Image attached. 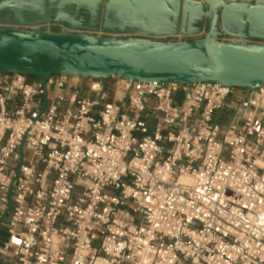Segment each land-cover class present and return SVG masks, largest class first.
<instances>
[{
	"label": "built area",
	"instance_id": "1",
	"mask_svg": "<svg viewBox=\"0 0 264 264\" xmlns=\"http://www.w3.org/2000/svg\"><path fill=\"white\" fill-rule=\"evenodd\" d=\"M0 80V264H264V88Z\"/></svg>",
	"mask_w": 264,
	"mask_h": 264
},
{
	"label": "water",
	"instance_id": "2",
	"mask_svg": "<svg viewBox=\"0 0 264 264\" xmlns=\"http://www.w3.org/2000/svg\"><path fill=\"white\" fill-rule=\"evenodd\" d=\"M197 29L202 38L158 40ZM0 73L45 89L68 76L255 91L264 88V0H0Z\"/></svg>",
	"mask_w": 264,
	"mask_h": 264
},
{
	"label": "crops",
	"instance_id": "3",
	"mask_svg": "<svg viewBox=\"0 0 264 264\" xmlns=\"http://www.w3.org/2000/svg\"><path fill=\"white\" fill-rule=\"evenodd\" d=\"M47 28V31L48 32H51V33H55V31L57 30V27L55 26H48V27H46ZM198 31L197 32H194V33H192V34H190V35H186L185 37H188L189 38V40H194V39H197V38H202L204 35H205V33H206V31H205V29H197ZM177 36H183L182 34H181V31H180V33L177 35Z\"/></svg>",
	"mask_w": 264,
	"mask_h": 264
},
{
	"label": "rangeland",
	"instance_id": "4",
	"mask_svg": "<svg viewBox=\"0 0 264 264\" xmlns=\"http://www.w3.org/2000/svg\"><path fill=\"white\" fill-rule=\"evenodd\" d=\"M30 81H38V80L37 79L30 78ZM1 236H2V239H0V245L3 244V239H5L4 238V236H5V229H2L1 230Z\"/></svg>",
	"mask_w": 264,
	"mask_h": 264
},
{
	"label": "bare ground",
	"instance_id": "5",
	"mask_svg": "<svg viewBox=\"0 0 264 264\" xmlns=\"http://www.w3.org/2000/svg\"><path fill=\"white\" fill-rule=\"evenodd\" d=\"M183 180H184L185 182H191V179H190V178H183Z\"/></svg>",
	"mask_w": 264,
	"mask_h": 264
},
{
	"label": "trees",
	"instance_id": "6",
	"mask_svg": "<svg viewBox=\"0 0 264 264\" xmlns=\"http://www.w3.org/2000/svg\"><path fill=\"white\" fill-rule=\"evenodd\" d=\"M30 78H33V77H29V79H30ZM33 79H35V78H33Z\"/></svg>",
	"mask_w": 264,
	"mask_h": 264
}]
</instances>
